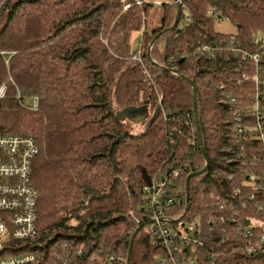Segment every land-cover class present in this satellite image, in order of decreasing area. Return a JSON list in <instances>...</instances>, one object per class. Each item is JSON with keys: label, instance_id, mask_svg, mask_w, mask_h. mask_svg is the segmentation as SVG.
<instances>
[{"label": "trees", "instance_id": "1", "mask_svg": "<svg viewBox=\"0 0 264 264\" xmlns=\"http://www.w3.org/2000/svg\"><path fill=\"white\" fill-rule=\"evenodd\" d=\"M137 1L0 0V86H7L0 131L31 135L40 146L33 243L49 258L68 253L89 264L115 256L110 264H126L142 226L130 264H161L157 257L166 251L149 229L160 206L176 226L198 222L204 244L187 251L198 264H264V229L242 231L257 214L264 143L252 137L255 82L243 79L255 64L236 49H257L264 0H179V24L167 32L175 0ZM155 5L162 16L150 30L147 12ZM211 6L218 17L208 14ZM224 18L236 32L215 28ZM135 30L142 36L133 51ZM184 76L197 89L202 144ZM138 113L146 118L135 122ZM202 145L210 166L192 175L187 188L189 174L206 164ZM164 173L173 180L174 203L152 206L145 187Z\"/></svg>", "mask_w": 264, "mask_h": 264}, {"label": "built area", "instance_id": "2", "mask_svg": "<svg viewBox=\"0 0 264 264\" xmlns=\"http://www.w3.org/2000/svg\"><path fill=\"white\" fill-rule=\"evenodd\" d=\"M137 2L141 3L139 0ZM208 14L218 17L220 12L211 6L208 8ZM253 43L257 47L253 52L236 49L255 64V72L243 74V79H251L255 82V102L251 105L252 117L255 119L252 137L264 143V32L256 33L253 36ZM6 63H8L7 59ZM6 91V84H2L0 98L5 96ZM17 96L20 97L19 90ZM232 102H235L234 98ZM30 104L33 109L38 108L39 98L34 96ZM237 120L239 122L236 131L242 135L246 127L242 123L241 113H237ZM39 152V142L35 137L0 131V264H80L68 253L49 258L44 250L39 249L42 245L38 248L33 243L38 234L39 199V192L33 183V163ZM166 174L164 173V178L153 179L145 187L149 191L152 206L161 201H165L167 205L174 203L175 197L171 193L173 180ZM177 174L178 172L174 171L171 176L175 177ZM257 187H259L257 195L260 197L256 208L257 214L246 219V227L242 230L249 236L253 235L255 227L264 229V184L258 182ZM255 196L249 195L250 198ZM172 222V218L166 216L162 207L157 206L152 210L149 229L166 251L165 254L159 255L157 260L161 264H198L196 257L191 258L187 255L188 249L204 244L198 222L191 221L177 226ZM259 241L264 243V232L260 235ZM114 259L115 256H109L102 262L89 264H110Z\"/></svg>", "mask_w": 264, "mask_h": 264}, {"label": "rangeland", "instance_id": "3", "mask_svg": "<svg viewBox=\"0 0 264 264\" xmlns=\"http://www.w3.org/2000/svg\"><path fill=\"white\" fill-rule=\"evenodd\" d=\"M162 16V8L159 5H155L153 8H150L147 12V18H148V29H153L160 23V19ZM215 28L222 32H236V26L233 24L229 19H216L215 20ZM142 36V30H135L131 33L130 37V46L131 49L134 51L137 49L138 45L140 44ZM123 113L126 112V110L121 111ZM120 112V113H121ZM126 116V115H124ZM129 116V115H127ZM132 120L135 122H140L141 120H144L146 118V115H143V113H138L137 115L132 116ZM145 125V123H137L136 127L142 128Z\"/></svg>", "mask_w": 264, "mask_h": 264}, {"label": "water", "instance_id": "4", "mask_svg": "<svg viewBox=\"0 0 264 264\" xmlns=\"http://www.w3.org/2000/svg\"><path fill=\"white\" fill-rule=\"evenodd\" d=\"M175 2L177 3L178 5V11H177V15H176V18H175V21L173 23V25L170 27V28H167L165 29L163 32H167V31H170V30H173L175 29L178 24H179V21H180V17H181V7L179 5V0H175ZM156 39V38H155ZM155 39L152 41V43H154ZM152 45V44H151ZM150 49H151V46L149 48V51H148V55H149V58L151 59L152 62L156 63L152 58H151V54H150ZM175 73H178L177 70H173ZM184 78H186L187 80H189L192 84V87H193V91H194V109H195V121H196V127H197V130H198V134H199V138H200V142L202 144V140H201V133H200V129H199V119H198V114H197V100H196V97H197V89H196V86L194 84V82L187 76H184ZM202 150H203V154H204V157H205V160H206V164L205 166L203 167L202 170L198 171V172H195V173H191L189 174L188 178H187V188H188V185H189V181H190V178L192 175L194 174H198V173H201V172H204L205 170H207L210 166V161H209V158L207 156V153H206V150L204 148V146L202 145ZM188 208L186 207V210H185V213L187 212ZM184 215H182L178 220L182 219ZM248 223V222H247ZM142 228V226H139L132 238H131V242H130V247H129V250H128V254H127V258H126V264H130V258H131V252H132V246H133V242H134V238L137 234V232Z\"/></svg>", "mask_w": 264, "mask_h": 264}]
</instances>
